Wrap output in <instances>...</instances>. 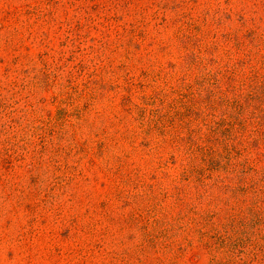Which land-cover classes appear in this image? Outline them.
Masks as SVG:
<instances>
[{
  "label": "rangeland",
  "instance_id": "obj_1",
  "mask_svg": "<svg viewBox=\"0 0 264 264\" xmlns=\"http://www.w3.org/2000/svg\"><path fill=\"white\" fill-rule=\"evenodd\" d=\"M0 264H264V0H0Z\"/></svg>",
  "mask_w": 264,
  "mask_h": 264
}]
</instances>
